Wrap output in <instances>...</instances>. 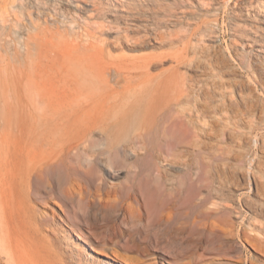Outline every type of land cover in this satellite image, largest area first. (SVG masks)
Returning a JSON list of instances; mask_svg holds the SVG:
<instances>
[{
	"label": "rangeland",
	"instance_id": "1",
	"mask_svg": "<svg viewBox=\"0 0 264 264\" xmlns=\"http://www.w3.org/2000/svg\"><path fill=\"white\" fill-rule=\"evenodd\" d=\"M224 1L205 0L206 4L199 7L197 0H167L176 14L162 17L161 12H152L147 0L141 8L128 9L127 13L120 11L115 2V8L103 5L105 8H101L97 16L88 1L78 2L79 11L75 12L73 6L61 0H17L25 16L13 27L12 34L8 35L0 22V119L36 122V118L71 113L61 110L57 114L52 102H57L58 96L68 99L70 92L76 89L86 93L85 110L104 100L100 94L104 90L159 86L183 93L177 123L166 122L165 128L152 131L129 161L113 160L112 165L119 174L112 181L131 185L130 190H122V196L129 191L136 192L144 209L140 215L95 211L86 203L66 205L68 221L75 224L93 246L114 249L121 257L139 258L145 264H264V253L254 247L255 240L250 239H259L264 245V217L251 220L245 203L253 201L254 196L249 192L240 193V188L247 186L240 175H253L257 170L254 166L264 164V22L244 5L237 9L232 7L230 1L233 0ZM257 1L259 11L264 13V0ZM4 3L5 0H0V18ZM38 12L52 14L54 19L47 17L46 21L36 23ZM122 14L135 17L127 22L120 18ZM69 24L72 27L67 26ZM29 37V54L22 55L19 52ZM142 37L147 44L140 46L137 42ZM149 56L154 57V61L146 71L136 68L141 58ZM176 59L180 62L177 66ZM73 60L84 67L71 69ZM190 142H202L204 153ZM217 149L220 151L216 152ZM5 151V146L0 145V160ZM227 152L229 154L225 155ZM162 159L168 160L169 178L175 184L181 183L167 199L153 192L151 178L146 175ZM80 180L85 185L87 179L83 176ZM65 181L63 172H52L42 179H34L29 193L23 189L20 195L7 178L1 179L0 264H76L70 256L65 233L62 231L59 238L53 235L56 216L63 214L61 189ZM218 181L224 182L223 192L232 196L235 203H228L230 210L222 216L227 220L225 231L202 235L187 223L202 209L198 204L205 197V186H213ZM54 202H58L62 210ZM166 204L176 209L177 215L171 224L159 220V212ZM42 211L52 212L56 221L42 223ZM180 224L185 226L179 229ZM114 227L120 234L112 242L106 241ZM43 247L52 250L47 254ZM92 256L95 261L117 264L93 252ZM81 260L85 262L86 258Z\"/></svg>",
	"mask_w": 264,
	"mask_h": 264
},
{
	"label": "bare ground",
	"instance_id": "2",
	"mask_svg": "<svg viewBox=\"0 0 264 264\" xmlns=\"http://www.w3.org/2000/svg\"><path fill=\"white\" fill-rule=\"evenodd\" d=\"M80 1L90 2L93 8V11L94 12L96 11V16H97L100 9L104 7L103 5H105L106 7L110 6V8L111 7L115 8L116 6L114 4L115 2L117 3V6H119L120 11H125V13H127L126 10L128 9L141 8L145 4L146 0H104V2H101L100 0H61L62 3L73 6L74 7L73 11L75 12L79 11L78 2ZM229 1L230 0H227L226 3H228ZM147 2H148V6H150V9L155 14H158V12H161L160 16L162 17H175V14H176L175 9L173 6H170V4L167 3V0H147ZM230 2L232 3V7L233 8L236 7L237 9L241 8L242 5H244L247 9H249L250 12L253 13V15L258 16L259 17L258 19H260L261 22H264V13H261L262 11H259L261 7L257 0H247L246 3L241 2V1L238 2V0H233ZM205 4H206L205 0H197V6L201 7V6H204ZM146 8L148 10V7ZM73 11L71 10L70 12L75 15ZM94 12L93 13L90 12V13L94 14ZM30 14L31 13L28 12V16H30ZM24 16H25V10L23 9L22 5L17 4V0H5L4 13L2 14L0 18V22L6 28L8 35L12 32L13 27L19 24V22L24 18ZM47 17H51L52 20L54 19L52 14L48 15L45 12L44 13L38 12L36 14V23L40 20L46 21ZM132 17H135V15L122 14V16H120V18H122L124 21H127V22L129 21V19L131 20ZM60 20L62 22V20L64 19H59V21ZM157 21L159 22V17ZM67 26L72 27V24H69ZM37 28L38 26L36 24V31H37ZM124 29H125L124 32L127 33L126 28ZM72 30L75 31L74 29H71V31ZM92 33L95 34V32H92ZM112 33H114V31ZM83 35L85 34L83 33ZM104 36H107V35H104ZM113 37H116V36L113 35ZM116 38L119 39L120 38L119 35H117ZM140 39L141 40L137 43L140 46H143L142 44H144L146 41L143 39V37ZM28 44H31L30 37L25 42L24 49L20 51L19 53H21L22 55L23 54L28 55L29 54ZM111 47H113V45ZM178 60L177 59L175 60L176 66L180 63ZM153 61H154V57H151V56L143 57L136 64V68L146 71ZM73 64H74L73 66L72 65L69 66L71 69L78 70L84 67V65L81 62H78L77 60L74 61ZM60 66L62 67L64 65H60ZM144 79H146V77ZM85 94L83 90L76 89L70 92L69 94L70 97L68 99L65 96H60V97L58 96L57 102L56 101H55L56 103L52 102V105H56V110H57L56 113L57 114L60 113L61 110L62 111L68 110L71 112V113H66L63 116H57V117L48 118V119L36 118V122H24L21 120L0 119V145H4L6 148L5 156L3 159L0 160V181L3 178H7L8 181L11 183L12 187L13 188L16 187L18 194L21 195L23 189L25 190V192L27 191V194L29 193L32 181L34 179L36 180L42 179L43 176H46L49 173L56 172V171L63 172L65 176V180H66L65 184L62 186V189H61V201L64 204V207H63L64 209H63V214H57L56 216L57 224H55L56 228H55V231L53 232V235L58 237L59 234L62 233V231L65 233L69 241L68 250L70 252L71 258L75 260V263L76 264H112L106 260H101V261L93 260L92 258L93 257L92 252H93L100 256L105 257L106 259L110 261L116 262L117 264H145V262L139 258H131V256L121 257L117 253V251L114 249L108 250L107 248H104V247L93 246L90 243L91 240L89 241L88 238L79 229L76 228L75 224L70 223L68 221L69 212L66 209V205L72 204L74 202L86 203V205L89 208L95 211L111 212V214L112 213L122 214V211H123V213L127 212L128 214H131V215L133 214L140 215V212H142V210L144 209H143L142 201L139 198V196L136 194V192L134 190L129 191L125 197L122 196V190H125V189L130 190L131 185L125 186L118 182L112 181V179L116 180L119 174V171L116 170L115 167L112 165L113 160L121 159L124 161H129L133 156L136 155L137 151L142 148L144 139L152 131L159 129L160 127H162V129L165 128L163 124L166 122H171L170 124L177 123V121L180 119L179 114L181 113V111L179 110V107L181 105L180 99L182 98L183 93L181 94L169 88L159 87V86L124 87L121 90H104L103 92L100 93L101 96H104V100L97 102V103H93L92 108L89 110L83 109L85 108V105H87V104L84 105V102L87 101L85 100V97H87ZM93 94L95 95L96 93L94 92ZM187 95L188 94L184 96H187ZM244 108L245 107H243V109ZM242 112L241 114H244ZM232 113L233 112H231V115ZM216 118H218V116ZM223 120L226 121V119H223ZM234 123H237V122H234ZM200 125L202 126V124ZM226 126L229 127V125H226ZM220 135L222 136V134ZM190 145L197 146L200 150L199 152L204 153L205 149L204 150L201 149L202 146H204L202 142H200L199 144L190 142ZM258 145L261 146V144H258ZM213 149L215 148L213 147ZM218 149L216 152H219L221 150V149L220 150ZM170 150L172 151V149ZM227 154L229 153L228 152L225 153V155ZM160 155H161V152H160ZM244 158H247V156ZM243 160H247V159H243ZM167 161L168 160L166 159L158 160L154 168H152L146 174L148 177L151 178L150 186L152 187L153 192L155 194H159L160 196L166 199L170 198L171 195L174 192H176L177 189L180 188L181 186V183L175 184L173 183V180L169 178L170 176L168 172L169 169L167 170L166 168V165L168 166ZM195 161H196V157H195ZM214 161L216 160L214 159ZM211 162H213L212 159H211ZM241 162L242 161H240L239 163ZM255 163H257V161ZM201 164L203 165V162ZM254 167L257 169L255 171V174L249 175V173H245V174L243 173L240 175L242 181L243 182L246 181V184H247L246 188H240V193L243 194L245 192H249V193H252V195L255 197V198L253 197V201H250L249 203H245V206H246L247 212L250 215V219L253 221H256L257 217H261V216L264 217V164H262L261 166L259 165V167L258 165ZM246 170H249V169H246ZM178 172L180 171L178 170ZM83 176L85 179H87L85 185L82 184L80 180L81 177ZM217 177H218V174H217ZM257 177L259 178V180L256 179ZM230 178L233 179V176L229 177V179ZM229 179L227 180L230 181L231 179L230 180ZM223 183L218 181L215 184H213V186H209V187L205 186L206 188L205 197L200 201L201 203L198 204V207L202 209L198 211V214L193 216V218H191L189 222L187 223L191 229H196L199 232V234L206 235V236H212L215 234L217 230L223 231L224 228L227 226V220L222 219V216H225L226 213L230 210L228 203L232 204L234 202V199L232 196L225 195V193L223 192ZM231 185H232V182H231ZM242 186L244 185L242 184ZM239 197L240 196H238V198ZM54 204L57 207H59L60 210H62L58 202H54ZM43 207H44V204H43ZM42 212H43L41 215L42 223H48L50 221L52 223L56 221L53 219L52 212L50 214H48L45 211H42ZM245 213L246 212H244L243 215H246ZM176 215L177 213H176L175 206L166 204L159 212V220L160 222H163L164 224H171L172 222H174ZM237 215H238V212L236 213V216ZM216 216H219V217L215 219ZM113 221H115V219ZM182 225L185 226V224H180L179 229L183 228L181 227ZM119 234H120V230L117 227H114L111 233L107 234L105 240L112 242L114 238H116ZM230 236H232V234ZM44 238L45 237H43L42 239L45 240ZM250 239L255 240V242L252 243V245L264 253V245H262L263 242L260 241L259 239L257 240L256 238L255 239L250 238ZM86 248L89 249V252H88V249L87 251L85 250ZM43 250L45 253L49 254L52 248L43 247ZM82 257L86 258V260H84L85 262L81 260ZM88 258L89 260H87ZM90 259H92V261H90ZM163 260L165 261V263H169L165 259Z\"/></svg>",
	"mask_w": 264,
	"mask_h": 264
}]
</instances>
